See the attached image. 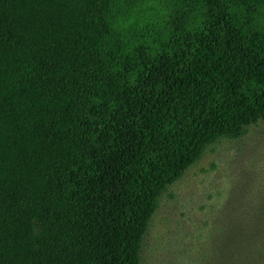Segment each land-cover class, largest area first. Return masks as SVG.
Segmentation results:
<instances>
[{
  "label": "trees",
  "instance_id": "obj_1",
  "mask_svg": "<svg viewBox=\"0 0 264 264\" xmlns=\"http://www.w3.org/2000/svg\"><path fill=\"white\" fill-rule=\"evenodd\" d=\"M261 120L264 0H0V264H141L162 193Z\"/></svg>",
  "mask_w": 264,
  "mask_h": 264
},
{
  "label": "rangeland",
  "instance_id": "obj_2",
  "mask_svg": "<svg viewBox=\"0 0 264 264\" xmlns=\"http://www.w3.org/2000/svg\"><path fill=\"white\" fill-rule=\"evenodd\" d=\"M264 120L208 146L162 193L141 264H264ZM237 247L238 254L233 255Z\"/></svg>",
  "mask_w": 264,
  "mask_h": 264
}]
</instances>
